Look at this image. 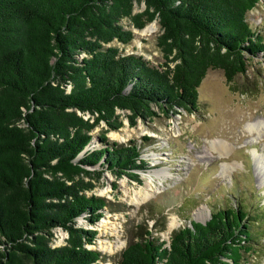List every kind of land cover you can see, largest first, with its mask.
I'll use <instances>...</instances> for the list:
<instances>
[{"label":"trees","instance_id":"1","mask_svg":"<svg viewBox=\"0 0 264 264\" xmlns=\"http://www.w3.org/2000/svg\"><path fill=\"white\" fill-rule=\"evenodd\" d=\"M258 1L0 0V264H102L87 246L97 230L76 219L94 224L108 201L85 191L104 169L137 179L150 166L136 140L101 132L94 145L91 130L101 121L105 132L117 130L121 115L135 125L193 112L209 68L227 82L245 73L264 50V34L247 18ZM134 2L144 7L134 11ZM124 18L136 28L157 20L163 61L112 44L133 36ZM263 218L242 201L218 205L168 242L140 231L118 264H249ZM54 227L66 232L64 243L53 245Z\"/></svg>","mask_w":264,"mask_h":264},{"label":"rangeland","instance_id":"2","mask_svg":"<svg viewBox=\"0 0 264 264\" xmlns=\"http://www.w3.org/2000/svg\"><path fill=\"white\" fill-rule=\"evenodd\" d=\"M143 7V2H134V11ZM247 18L264 34V0L258 1ZM121 23L132 29L133 36L128 43L114 40L112 44L152 63L163 61L156 43V19L145 25H153L146 33L132 27L126 18ZM197 94L198 108L193 112L179 108V112L150 120L137 119L135 125L121 115L123 124L117 130L105 132L103 121L91 130L90 144L94 145H100L97 137L101 132L110 141L136 140L141 157L150 166L137 171V179L116 177L104 169L97 181L92 180L94 186L85 191L108 201L103 216L94 224L82 217L76 219L77 225L97 230L94 243L87 246L105 256L102 264H118L121 250L140 231L147 229L168 242L172 230L190 220H206L218 205H234L237 200L264 214V131H249L247 127L264 118V50L248 59L245 73L235 75L231 82L220 68H209ZM143 135L151 139L144 141ZM211 140L224 141L226 149L220 154ZM145 190L151 193L140 202L136 192ZM199 209L203 210L201 217L195 214ZM104 220L109 221L106 226L101 224ZM258 228L260 244L249 264H264V218ZM52 232L53 245L64 243L67 234L62 228L54 227Z\"/></svg>","mask_w":264,"mask_h":264},{"label":"bare ground","instance_id":"3","mask_svg":"<svg viewBox=\"0 0 264 264\" xmlns=\"http://www.w3.org/2000/svg\"><path fill=\"white\" fill-rule=\"evenodd\" d=\"M152 26L153 25H147L143 28H141L139 31L141 33H146V32H149L151 29H152ZM248 127V130L249 131H257V132H260V131H264V118L263 119H258L256 120L255 122L253 121L252 123H250V125L247 126ZM114 134V133H113ZM117 136V135H116ZM210 141V140H208ZM212 141V140H211ZM212 145V147H216L215 149H217L218 151H220V154H221V151L222 150H225L226 147H227V144L224 143V141H221V140H218L217 142L215 140H213L212 142H210ZM215 143V144H214ZM156 175L159 174V173H155ZM150 176V175H149ZM151 179L150 177L148 178V182L150 183ZM137 193V197L136 199H138L140 202L145 200L149 195H150V191L148 190H145L144 192H136ZM139 203V202H137ZM196 216L197 217H201L200 215H203V210L202 209H199L196 211ZM109 222L108 220H104L101 224L103 226H106V223ZM175 224L174 222H172V225Z\"/></svg>","mask_w":264,"mask_h":264},{"label":"water","instance_id":"4","mask_svg":"<svg viewBox=\"0 0 264 264\" xmlns=\"http://www.w3.org/2000/svg\"><path fill=\"white\" fill-rule=\"evenodd\" d=\"M199 221L204 223L205 220H199Z\"/></svg>","mask_w":264,"mask_h":264}]
</instances>
